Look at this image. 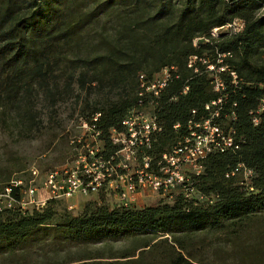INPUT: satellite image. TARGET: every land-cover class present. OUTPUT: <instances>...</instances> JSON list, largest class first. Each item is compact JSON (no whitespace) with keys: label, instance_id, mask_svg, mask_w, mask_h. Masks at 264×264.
Instances as JSON below:
<instances>
[{"label":"trees","instance_id":"1","mask_svg":"<svg viewBox=\"0 0 264 264\" xmlns=\"http://www.w3.org/2000/svg\"><path fill=\"white\" fill-rule=\"evenodd\" d=\"M235 22L240 30L212 35ZM165 68L174 72L156 101L161 132L147 154L159 158L181 142L189 122L216 112L210 124L233 139L234 149L208 156L203 173L192 177L201 198L177 196L134 211L107 204L101 191L78 217L60 205L63 200H48L39 211L0 213V244L17 248L35 229L58 222L73 239L158 234V242L141 246L140 257L125 256L131 264H144L143 254L154 255L169 238L164 256L147 264H194L186 238L207 227L239 235L264 219V0H0V110L19 128L39 127L32 103L40 92L55 103L75 84L79 91L98 90L107 98L84 122L100 115L96 128L107 157L117 150L109 131L120 130L126 111L138 103L139 76L149 81ZM238 165L252 177L232 175ZM262 249L251 258L260 259Z\"/></svg>","mask_w":264,"mask_h":264},{"label":"rangeland","instance_id":"2","mask_svg":"<svg viewBox=\"0 0 264 264\" xmlns=\"http://www.w3.org/2000/svg\"><path fill=\"white\" fill-rule=\"evenodd\" d=\"M240 26L241 22H235L211 33L217 37L226 31L236 32ZM59 86H63L62 81H59ZM73 87L72 93L62 92L55 103L38 93L32 103L33 115L39 126L36 129L32 127L28 130L24 124H20L19 128V122L0 110V192L16 180L22 181L24 186L28 185L32 170L39 175L34 183L38 188L47 173L69 171L78 155L85 152L84 143L94 144L91 133L83 127L84 117L108 94L94 89L79 91L76 84ZM241 178L245 180L244 176ZM44 197L39 191L38 200ZM96 198L97 195L77 196L63 200L60 205H65L70 216L78 217L84 203ZM106 199L107 204L120 205L113 194L109 193ZM159 201L169 203L148 191L139 192L134 211L146 209ZM57 225L58 222L47 228L35 229L31 237L17 248L0 244V264H131L125 256L135 255L131 259L140 257V251L145 249L141 246L154 241L158 235L141 232L136 238L73 239ZM184 242L183 246L190 249L194 264H264V219L242 230L239 235L230 236L223 230L210 231L207 227ZM170 244L171 238L160 242L154 255L145 252L144 264L154 262V258H162ZM260 248H263L261 258H251V254Z\"/></svg>","mask_w":264,"mask_h":264},{"label":"built area","instance_id":"3","mask_svg":"<svg viewBox=\"0 0 264 264\" xmlns=\"http://www.w3.org/2000/svg\"><path fill=\"white\" fill-rule=\"evenodd\" d=\"M192 61L188 66H192ZM174 68H165L149 81L139 76L140 90L138 103L126 111L121 120L120 130L111 129L109 142L117 150L107 157L103 155L102 132L96 128L100 115L91 119V124H83L90 133L93 145L84 143L85 152L78 155L73 167L63 170L61 174L47 173L40 186H34L39 175L31 171V179L24 186L16 180L0 192V213L6 210H19L22 214L45 208L48 200H69L77 196H93L101 191L113 194L121 207H134L139 192H150L161 199L171 202L175 197L201 198L196 195L190 181L203 173V162L214 153H225L233 148L231 135L210 124L213 116L197 123L189 122L187 134L176 146L159 158L147 154L152 139L161 132V126L154 108L161 91L171 81ZM217 86H221L217 82ZM187 89H184L183 93ZM147 100V105L143 104ZM220 103L212 102L210 106ZM209 105L204 107L209 110ZM194 114V112H193ZM256 124V120L253 121ZM179 126H175L177 130ZM241 174L248 180L253 172L238 165L232 175ZM44 194L39 201L38 192ZM72 208V207H71Z\"/></svg>","mask_w":264,"mask_h":264}]
</instances>
